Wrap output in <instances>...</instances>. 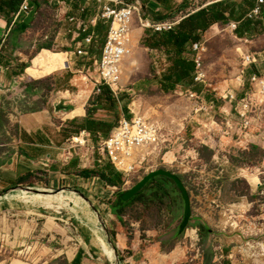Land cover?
I'll list each match as a JSON object with an SVG mask.
<instances>
[{
	"label": "crops",
	"instance_id": "0c3cea01",
	"mask_svg": "<svg viewBox=\"0 0 264 264\" xmlns=\"http://www.w3.org/2000/svg\"><path fill=\"white\" fill-rule=\"evenodd\" d=\"M7 1L11 0H0V212L5 211L11 221L14 240L19 242L22 237L24 244L28 241L42 248L46 253L38 259L39 264L181 263L185 253L178 241L185 232L179 231L183 218L176 204V198L181 197L179 190L174 183L173 187L156 178L147 185H151L147 190L146 186L131 200H121L122 194L131 188L127 187L129 176L113 165L101 144L120 118L132 116L125 98L118 99L117 114L105 101L100 105L96 96L104 83L83 81L85 76L80 72L92 70L103 57L112 26L111 20L100 18L106 4L117 8L138 6L144 22H164L189 12L193 3L121 0L123 4L118 5L104 0H23L15 10L4 4ZM24 3L29 6L27 11L22 10ZM46 13H55L60 26L53 41L35 28ZM263 19L264 14L257 21L258 31L264 27ZM44 22L46 28L53 25ZM237 23L239 27L240 22ZM216 24L211 26L212 34L219 30ZM209 29L199 42L187 45L185 54L189 58L194 60L197 53L193 44L205 46L203 38ZM87 37L92 38L89 44L85 42ZM64 45L76 50L66 53V59L65 53L49 49ZM79 48H83L80 54ZM151 49L168 60L163 49ZM191 78L186 85L203 94L207 89L196 83L195 69ZM161 80L167 88L184 83ZM108 86L116 97L123 94ZM76 137L83 142H76L73 139ZM238 151L250 154L248 147ZM218 155L215 150L209 161L200 158L199 181L204 190L199 194L190 172H185L182 178L192 202L188 228L206 231L201 234L203 264L229 258L226 256L229 245L213 251L205 246L212 237L226 238L222 231L211 227L216 218L213 205L224 207L225 166ZM241 180L250 188V193L241 198L255 194L258 184L251 181L254 179ZM35 195L54 198L52 207L41 198L40 202L32 200ZM197 199L205 201L199 213L195 210ZM151 203L157 206L156 221L143 214L152 209ZM232 239L238 245L231 252L242 253L245 245L241 235L234 233ZM217 250L220 253H214ZM209 254L215 257L208 258ZM223 264L247 262L224 260Z\"/></svg>",
	"mask_w": 264,
	"mask_h": 264
},
{
	"label": "rangeland",
	"instance_id": "374dc122",
	"mask_svg": "<svg viewBox=\"0 0 264 264\" xmlns=\"http://www.w3.org/2000/svg\"><path fill=\"white\" fill-rule=\"evenodd\" d=\"M235 1L240 2V0ZM196 9L198 8H194ZM189 12L192 10L190 9ZM55 13L44 14L45 19L35 24L38 33L47 34L49 41L55 40L57 30H60ZM183 14L175 19L182 17ZM141 19L138 13L133 20L132 52L123 61L124 73L116 91L126 94L125 102L131 116L143 115L146 119L157 123L163 136L159 145L135 153V159L144 160L129 174L127 187H132L153 170L167 169L179 174L181 178L185 172H190L192 179L196 181L195 191L199 194L204 190L199 181L200 158L209 161L213 151H218L220 163L224 162L225 166L224 207L217 208L213 205L216 218L215 224L211 227L213 230L222 231L226 238L212 237L211 242L209 239L206 240L205 246L212 247V251L222 245L230 246V250L226 253L229 258H219L215 264H223L224 260H246L247 264H264V194L262 190L257 189L255 194L246 195L245 199L241 198L250 193V188L246 187L241 180L242 177H252L254 180L251 181L256 184L264 183V106L258 104L259 97L254 96L255 87L249 80L253 72L264 71V61L257 65H248L244 69L245 72H242L245 66L244 54L254 53L264 57V27L252 35L240 37L237 31H232L229 23L219 22L216 24L219 30L215 34L211 33L212 27L205 33L203 38L205 49L202 54L205 76L202 80L196 81L202 89H207L200 96L214 104V109L210 110V113H205L195 111L201 105L198 103L201 98L197 99L189 95V91L196 92L193 87L187 86L185 82L171 88L161 84L163 69H166L169 63L163 54L156 53L144 45L152 29L146 28ZM46 20L53 25L49 28L44 27ZM69 42L70 40H67V43ZM49 49L65 53V59L66 53L76 51L75 47L67 45L53 46ZM97 67L98 65L92 70L80 72L85 76L83 81L101 82ZM230 96H233V102H230ZM242 99L250 104L247 112L250 120L248 127L238 115L240 108L237 104ZM237 147L241 149L248 147L250 154H242ZM156 178L164 179L166 183L168 181L170 185H174L170 179ZM150 187L151 185L145 189ZM151 204L152 209L148 208L143 214H146L150 220L156 221L157 206L156 203ZM176 204L180 208V215L183 216L184 205L180 196L176 198ZM204 204V199L195 200L196 213H199ZM5 214V211L0 212V264H39L38 259L46 252L33 243L28 244V241L24 244L22 237L16 242L13 237L15 230L12 229L11 221ZM197 233L198 237L191 230L188 233L185 231L179 239L178 244L183 249L185 257L178 264H203L201 234L206 231L201 229V232ZM234 233H239L242 237L245 245L242 253L236 250L231 252V248L238 245L233 242ZM199 247L202 255L198 257ZM215 252L220 253L219 250ZM211 256L215 257L209 254L208 258Z\"/></svg>",
	"mask_w": 264,
	"mask_h": 264
},
{
	"label": "built area",
	"instance_id": "2783aa9c",
	"mask_svg": "<svg viewBox=\"0 0 264 264\" xmlns=\"http://www.w3.org/2000/svg\"><path fill=\"white\" fill-rule=\"evenodd\" d=\"M102 1V0H99ZM115 4H123L121 0H104ZM193 3L191 7L192 12L205 9L206 7L225 2L229 0H190ZM264 6V0H257L255 7L247 14V18L256 20L262 16V9ZM198 8L194 10V8ZM29 6L27 4L22 5V10L27 11ZM103 11L100 13V18L111 20L112 26L109 33V38L104 48L103 57L98 64L97 72L99 73L100 80L110 85L115 91L118 89L123 76V61L126 55L130 53L131 49V39H132V27L133 20L137 13L139 12V7L134 5H125L122 8L113 7L106 4ZM184 19V16L178 19H173L164 22H154V21H143V25L146 28H151L154 33L170 32L175 30L176 26ZM230 27L233 32H236L238 28L237 22H231ZM92 38L87 37L85 39L86 44L91 43ZM193 48L197 51L195 56V79L202 80L205 76L204 66H203V50L204 45L201 43L193 44ZM79 54L83 52L82 48L77 51ZM244 59V69L248 65H257L261 61H264V57H260L254 53H248L243 55ZM251 85H254L256 94L254 96L258 98V104L264 106V71L263 72H253L249 78ZM100 92L101 89L99 88ZM189 95L194 98H201L200 107L195 109L196 112L210 113V110L214 109L213 102H207L205 98H202L197 92L189 91ZM230 102H233V96H230ZM246 100L242 99L237 107L238 115L242 118L243 123L246 127L250 124V120L247 117L249 103H245ZM237 110V108H236ZM162 133L159 125L145 118L143 115L134 114L132 117L120 118L116 127L113 129L112 133L108 138H106L101 144V149L113 163V165L125 172L128 176L133 172L137 166L140 164V158H134L135 153L138 150L155 147L162 141ZM76 142H83L79 137L73 138ZM258 189L262 190L264 194V183L258 184ZM194 233L198 237V231L195 229H187L186 233ZM192 235V236H194ZM191 238V237H190ZM192 239V238H191ZM202 255V250L199 247L197 249V256Z\"/></svg>",
	"mask_w": 264,
	"mask_h": 264
},
{
	"label": "trees",
	"instance_id": "16d2710c",
	"mask_svg": "<svg viewBox=\"0 0 264 264\" xmlns=\"http://www.w3.org/2000/svg\"><path fill=\"white\" fill-rule=\"evenodd\" d=\"M256 2L257 0H240V2L229 0L212 4L207 9H201L184 18L173 31L163 33L150 31L144 45L150 48L163 49L169 61V66L163 72L162 79L171 84L180 82L191 83L195 62L185 54L186 47L189 43L199 42L203 33L215 23L240 22L237 29V34L240 37L258 32V19L247 18V14L255 7ZM22 3L23 0L4 2V4L10 5L15 10ZM262 14H264V6ZM255 72L259 73L258 70ZM100 89L104 91L103 93L100 91L98 96H96L100 100V105L105 101L107 107L117 114L118 99H124L126 94L123 93L116 97L114 91L105 83L100 86ZM153 180L155 178L149 183Z\"/></svg>",
	"mask_w": 264,
	"mask_h": 264
},
{
	"label": "water",
	"instance_id": "95a60500",
	"mask_svg": "<svg viewBox=\"0 0 264 264\" xmlns=\"http://www.w3.org/2000/svg\"><path fill=\"white\" fill-rule=\"evenodd\" d=\"M156 177H164L170 179L179 190L182 200H183V218L181 224L179 226L180 233L185 232L190 224L191 217H192V202L189 195V192L179 174H176L167 169H158L153 170L147 173L143 178H141L135 185H133L130 189L125 191L122 196L121 200L129 201L134 198L137 194H139L148 184L149 182L156 178ZM30 191L39 192L35 189H29Z\"/></svg>",
	"mask_w": 264,
	"mask_h": 264
},
{
	"label": "bare ground",
	"instance_id": "6f19581e",
	"mask_svg": "<svg viewBox=\"0 0 264 264\" xmlns=\"http://www.w3.org/2000/svg\"><path fill=\"white\" fill-rule=\"evenodd\" d=\"M131 52H132V49H130V53L129 54H127L126 55V57H128L130 54H131ZM24 197V196H23ZM40 198L42 199V200H44L43 202L47 205V206H49V207H52V199H54V198H52L51 196H47V197H45V196H36L35 195V197L33 196V198L31 197V199L32 200H34V201H39L40 200ZM27 201H28V199H27ZM31 202V201H30ZM33 202V201H32ZM40 202V201H39ZM38 202V203H39ZM110 255V254H109Z\"/></svg>",
	"mask_w": 264,
	"mask_h": 264
}]
</instances>
